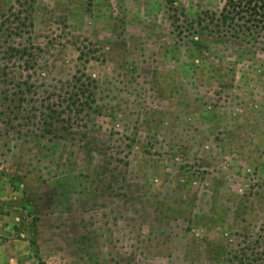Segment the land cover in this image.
<instances>
[{"label":"rangeland","instance_id":"rangeland-1","mask_svg":"<svg viewBox=\"0 0 264 264\" xmlns=\"http://www.w3.org/2000/svg\"><path fill=\"white\" fill-rule=\"evenodd\" d=\"M226 2L0 0V262L264 264V34Z\"/></svg>","mask_w":264,"mask_h":264},{"label":"trees","instance_id":"trees-1","mask_svg":"<svg viewBox=\"0 0 264 264\" xmlns=\"http://www.w3.org/2000/svg\"><path fill=\"white\" fill-rule=\"evenodd\" d=\"M220 17L223 26L238 37L256 40L264 34V0H227Z\"/></svg>","mask_w":264,"mask_h":264},{"label":"crops","instance_id":"crops-1","mask_svg":"<svg viewBox=\"0 0 264 264\" xmlns=\"http://www.w3.org/2000/svg\"><path fill=\"white\" fill-rule=\"evenodd\" d=\"M0 264H6L4 261L0 262Z\"/></svg>","mask_w":264,"mask_h":264}]
</instances>
